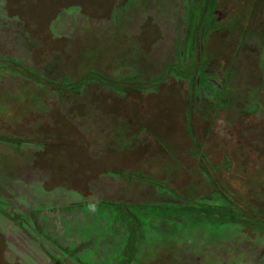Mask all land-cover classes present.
Segmentation results:
<instances>
[{"label": "rangeland", "instance_id": "rangeland-1", "mask_svg": "<svg viewBox=\"0 0 264 264\" xmlns=\"http://www.w3.org/2000/svg\"><path fill=\"white\" fill-rule=\"evenodd\" d=\"M22 233L264 264V0H0V264Z\"/></svg>", "mask_w": 264, "mask_h": 264}, {"label": "crops", "instance_id": "crops-1", "mask_svg": "<svg viewBox=\"0 0 264 264\" xmlns=\"http://www.w3.org/2000/svg\"><path fill=\"white\" fill-rule=\"evenodd\" d=\"M9 228L13 231L16 227L12 225ZM11 243L13 244L11 245L14 252L8 254L7 259L10 262L18 261L23 264H62L61 261L63 262L62 259L57 258V249L53 246L51 247L46 244V247L42 246L37 250L36 246L30 247L31 241H28V238L23 233L22 235L16 234V237L12 238ZM24 243L25 246L23 245ZM26 243H29V249H27ZM93 258L89 257V259H86V262H91ZM69 259L66 261H72Z\"/></svg>", "mask_w": 264, "mask_h": 264}]
</instances>
